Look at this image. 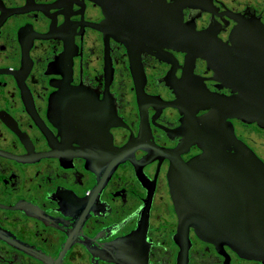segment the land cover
<instances>
[{
    "label": "flooded vegetation",
    "instance_id": "flooded-vegetation-1",
    "mask_svg": "<svg viewBox=\"0 0 264 264\" xmlns=\"http://www.w3.org/2000/svg\"><path fill=\"white\" fill-rule=\"evenodd\" d=\"M254 19L264 0H0V264H264L219 240L264 237V168L235 166L264 164V123L205 97L239 93L221 63ZM176 157L213 234L179 232Z\"/></svg>",
    "mask_w": 264,
    "mask_h": 264
},
{
    "label": "water",
    "instance_id": "water-1",
    "mask_svg": "<svg viewBox=\"0 0 264 264\" xmlns=\"http://www.w3.org/2000/svg\"><path fill=\"white\" fill-rule=\"evenodd\" d=\"M252 27H236L232 40L234 44L232 47L228 48L230 52L228 54L235 53L232 60L221 63V66L231 65V68H223L222 71L225 72V77L230 81H234L237 85L239 93L232 97L217 96L215 94H206L205 97L213 100V105L216 108L217 104L224 106L225 112L232 115L242 117L244 119L258 121L259 123H264V92L261 87V77H260V60L253 61L251 66V77H244L246 71L248 72V62L245 58L249 54V50L252 56H259L264 45L261 41H264V26H262L258 21L251 20L248 22ZM187 40L184 38V43L188 47H196L198 44L193 43L194 40H201L200 32L195 31V27H189L187 31ZM179 39V37H178ZM204 39V36L203 38ZM258 41V42H254ZM182 42V41H181ZM256 43V44H254ZM200 44V43H199ZM250 70V69H249ZM237 71V73H235ZM234 73V77H229L228 73ZM211 131V130H210ZM216 133H212L210 137L206 140L205 144V154L201 156L199 160H202L204 165L208 168H213L214 162L216 160L214 154L218 151L216 143ZM230 135V134H229ZM120 156L116 159L110 161V168L116 162L120 160ZM173 164L175 171L172 172L171 178V193L175 202L176 211L180 214L181 225L180 234L181 236H186V229L193 226L196 232L199 234L204 231L208 234H213L214 229L212 228V208L207 209L204 207L203 215L200 214V206L197 203V197L194 192H189L185 187V182L183 177L187 176L192 184L196 187L199 184L198 178L199 173L196 172L198 160L194 159L190 162H184L178 157L173 158ZM235 166L237 168L244 167H260L264 168V164L260 163L253 154L245 147L242 146L240 149V155L236 159ZM189 175V176H188ZM210 184L209 182H204L203 185ZM207 220L208 222H206ZM201 235V234H199ZM203 236V235H201ZM210 240V239H209ZM212 241L215 239H211ZM221 242L228 244L240 251L243 256L251 258H264V237L260 239H246V238H232V239H219ZM218 240V242H220ZM216 241V240H215ZM186 243L182 245V256H186ZM184 262V260H183Z\"/></svg>",
    "mask_w": 264,
    "mask_h": 264
}]
</instances>
